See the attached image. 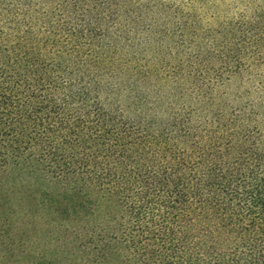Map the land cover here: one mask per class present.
Here are the masks:
<instances>
[{
    "label": "trees",
    "instance_id": "obj_1",
    "mask_svg": "<svg viewBox=\"0 0 264 264\" xmlns=\"http://www.w3.org/2000/svg\"><path fill=\"white\" fill-rule=\"evenodd\" d=\"M137 2L0 0V174L96 196L119 264H264V0L169 73Z\"/></svg>",
    "mask_w": 264,
    "mask_h": 264
},
{
    "label": "rangeland",
    "instance_id": "obj_2",
    "mask_svg": "<svg viewBox=\"0 0 264 264\" xmlns=\"http://www.w3.org/2000/svg\"><path fill=\"white\" fill-rule=\"evenodd\" d=\"M134 7L159 31L155 36L164 46L168 73L192 56L195 62L203 58L207 45L215 47V42L224 41V30L235 27L243 13L247 14L242 0H138ZM216 74L227 76V72ZM228 83L225 91L232 94L238 81ZM71 184L22 163L4 166L0 174V264H119L115 250L108 249L103 240L107 237L98 232L103 219L99 213L88 214L98 209L90 206L96 196L79 198L74 206ZM124 257H130L127 251Z\"/></svg>",
    "mask_w": 264,
    "mask_h": 264
}]
</instances>
